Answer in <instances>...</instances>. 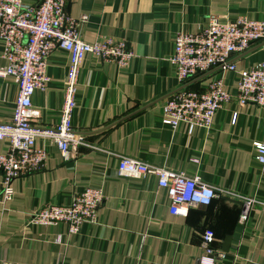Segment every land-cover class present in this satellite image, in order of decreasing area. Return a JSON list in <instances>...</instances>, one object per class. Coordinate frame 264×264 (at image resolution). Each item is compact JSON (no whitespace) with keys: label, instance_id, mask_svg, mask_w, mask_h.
Returning <instances> with one entry per match:
<instances>
[{"label":"crops","instance_id":"crops-1","mask_svg":"<svg viewBox=\"0 0 264 264\" xmlns=\"http://www.w3.org/2000/svg\"><path fill=\"white\" fill-rule=\"evenodd\" d=\"M67 12L75 19L87 14L80 27L84 42L125 40L135 55L126 67L85 57L71 118L77 138L264 203V165L253 147L264 142V109L242 106L236 99L238 72L264 62V45L235 57L236 71L216 69L188 83L204 90L220 78L234 97L217 112L210 128L190 131L182 123L174 129L164 123L162 113L164 99L181 87L171 62L176 36L202 32L211 18L264 21V0H71ZM3 54L0 44V68L7 65ZM69 66L65 50L49 55L47 89L37 90L32 98L41 111L35 127L59 125ZM18 93L13 77H0V123L13 119ZM36 146L46 150L48 159L40 171L13 181L7 203L2 201L0 170V264H199L206 229L215 233V250L223 251L226 238L233 236L229 251L215 264H264L262 206L252 205L243 224L244 204L224 196L208 207L191 208L186 217L174 216L157 178L118 176L117 157L80 147L65 161L49 138H39ZM9 149L8 141L0 142V153ZM89 186H101L106 194L95 224L86 223L72 235L66 224L30 223L41 208L69 205Z\"/></svg>","mask_w":264,"mask_h":264},{"label":"built area","instance_id":"built-area-1","mask_svg":"<svg viewBox=\"0 0 264 264\" xmlns=\"http://www.w3.org/2000/svg\"><path fill=\"white\" fill-rule=\"evenodd\" d=\"M71 0H0V44L7 65L0 68V77L11 76L18 88L13 119L0 123V142L8 141L10 149L0 153V170L3 174L2 201L12 200V183L40 171L48 153L36 146L39 138H49L58 146L61 157L67 161L71 150L80 147L93 148L118 158L117 173L120 177L141 179L154 176L158 185L167 191L171 200L170 212L186 217L191 208L207 207L220 196L241 201L243 211L240 223L247 219L252 205L264 203L219 190L199 178L184 172L171 170L130 156L110 153L77 138L72 132L71 118L76 104V90L83 61L92 55L108 63L126 67L134 52L125 40L111 37L86 43L80 37V27L88 16L75 19L67 12ZM264 43V21L241 16L233 21L221 22L211 18L208 26L198 34L180 33L176 36L175 51L171 59L181 87L163 101L164 123L176 129L186 124L192 131L196 127L210 128L215 115L224 104L233 101V95L225 89L222 79L214 78L204 90L183 88L192 79L213 70L236 71L232 60ZM56 49L70 55V66L64 82V104L59 125L50 130L35 127L41 111L33 106L32 98L37 90L45 91L50 81L47 74L48 57ZM239 83L236 99L242 106L255 104L264 109V62L238 72ZM256 160L264 165V142L253 144ZM106 194L101 186H89L74 196L71 204L48 205L38 210L30 223L41 226L66 224L69 234H78L86 223L95 224L100 206ZM215 233L206 229L202 235L205 255L199 264H215L224 252L215 250Z\"/></svg>","mask_w":264,"mask_h":264},{"label":"water","instance_id":"water-1","mask_svg":"<svg viewBox=\"0 0 264 264\" xmlns=\"http://www.w3.org/2000/svg\"><path fill=\"white\" fill-rule=\"evenodd\" d=\"M262 45H264V43L259 44L258 46L252 48L251 50H249L248 52L244 53L243 55H241V58L246 56L247 54H249L250 52H253L254 50L260 48ZM205 75V74H204ZM190 84L185 85L183 88H187ZM227 200L231 203H235V204H240L243 205V203L239 202L238 200L235 199H231V198H227ZM232 240H233V236H228L224 242V246H223V252H228L231 244H232Z\"/></svg>","mask_w":264,"mask_h":264},{"label":"trees","instance_id":"trees-1","mask_svg":"<svg viewBox=\"0 0 264 264\" xmlns=\"http://www.w3.org/2000/svg\"><path fill=\"white\" fill-rule=\"evenodd\" d=\"M199 77V76H198ZM197 78V77H196ZM188 89H192V90H196V89H194L193 87H192V85H189L188 86ZM213 202V201H212ZM212 204V203H211ZM210 206V205H209ZM208 207V206H207Z\"/></svg>","mask_w":264,"mask_h":264}]
</instances>
